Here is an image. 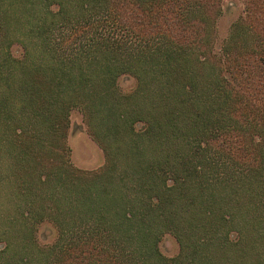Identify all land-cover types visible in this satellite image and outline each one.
Listing matches in <instances>:
<instances>
[{
    "label": "trees",
    "instance_id": "trees-1",
    "mask_svg": "<svg viewBox=\"0 0 264 264\" xmlns=\"http://www.w3.org/2000/svg\"><path fill=\"white\" fill-rule=\"evenodd\" d=\"M221 2L0 0V264H264V0Z\"/></svg>",
    "mask_w": 264,
    "mask_h": 264
},
{
    "label": "rangeland",
    "instance_id": "rangeland-1",
    "mask_svg": "<svg viewBox=\"0 0 264 264\" xmlns=\"http://www.w3.org/2000/svg\"><path fill=\"white\" fill-rule=\"evenodd\" d=\"M221 14L217 17L215 23L216 38H222L230 25V23L242 11L241 0H222ZM117 87L121 90H127L134 84V79L131 76L121 75L117 78ZM80 113L73 109L69 113V129L66 136V143L69 147V158L73 165L83 169H95L102 165L104 155L101 148L90 138L88 133L83 129L80 122ZM79 124V126H78ZM76 127V128H75ZM81 127V128H80ZM80 128V129H79ZM1 192V191H0ZM6 201L0 197V209L4 208ZM11 207V204H10ZM46 231L48 228H45ZM3 241H0V248ZM158 246L161 252L169 257L177 251V243L174 238L164 233L158 241ZM1 262V253H0Z\"/></svg>",
    "mask_w": 264,
    "mask_h": 264
}]
</instances>
